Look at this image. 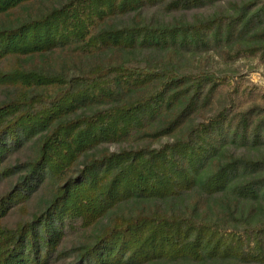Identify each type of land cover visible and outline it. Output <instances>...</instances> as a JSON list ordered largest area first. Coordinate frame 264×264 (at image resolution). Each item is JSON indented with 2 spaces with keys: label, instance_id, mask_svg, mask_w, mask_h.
Listing matches in <instances>:
<instances>
[{
  "label": "trees",
  "instance_id": "1",
  "mask_svg": "<svg viewBox=\"0 0 264 264\" xmlns=\"http://www.w3.org/2000/svg\"><path fill=\"white\" fill-rule=\"evenodd\" d=\"M152 1L0 0V264H264V92L195 66L209 50L264 64V0L115 22ZM54 50L82 68L32 62ZM125 200L145 205L114 212Z\"/></svg>",
  "mask_w": 264,
  "mask_h": 264
},
{
  "label": "rangeland",
  "instance_id": "2",
  "mask_svg": "<svg viewBox=\"0 0 264 264\" xmlns=\"http://www.w3.org/2000/svg\"><path fill=\"white\" fill-rule=\"evenodd\" d=\"M66 0H37L35 3V8L44 9L51 6L59 5ZM170 0H158L156 2H151L146 6L143 10H132L130 12H127L123 14L120 18H117L115 20L118 24H124V23H131L134 19L137 17L147 20V21H160V22H172L175 20L180 19H188V20H194L196 18L202 17V16H208L215 12H218L222 9H227L228 7H231L233 3L241 2L244 0H218L215 3L207 4L204 6H198V7H192L190 9H168L167 8V2ZM145 54L141 53L140 55L136 56V61H132L128 64L137 66V65H143L140 63V61H143L145 58ZM139 61V63H138ZM32 62L38 64V63H46L47 66L59 69L63 63H67L73 70H77L78 68H82V58H76L74 55L68 56L67 52L61 51V50H54L53 52H50L47 54V58H39L36 60H32ZM195 66H201V67H208L211 69H214L218 71L222 75H230L235 76L236 79H241L246 82V84L250 86H255L259 90L264 92V64L259 63V60L255 57H248V56H241L236 57L231 60L223 59V57L216 51V50H209L202 52L196 56V62ZM199 68H190V70L197 71ZM170 137L164 136L156 141H154L152 144L155 146L162 145L169 141ZM130 146V143L128 141H122V142H112V143H103L97 150L94 151L96 154L101 153H109L114 151H120L124 147ZM246 152L245 149H241L240 152ZM29 149H25L23 152L18 153L16 155V158H25L28 154ZM82 160V159H81ZM194 198H192L193 201ZM157 204V203H155ZM153 204V205H155ZM158 204H161L158 202ZM145 203H138L134 200H125L121 202V204L116 208L113 209L116 213H122V212H130V211H136L141 209ZM147 205V204H146ZM150 204L149 206H153ZM110 212L107 214L103 219L99 220L95 226L89 229L87 232V235L82 236V233L73 235L69 238L66 245L67 247H73L76 244H79L82 242L83 239H89L90 235H93L95 233H98L103 226L108 224L110 222V219L112 216L116 213ZM12 220L16 219V214L13 215ZM71 256L68 258L70 259ZM143 264H193L186 260H179V261H171V260H156V261H150Z\"/></svg>",
  "mask_w": 264,
  "mask_h": 264
}]
</instances>
